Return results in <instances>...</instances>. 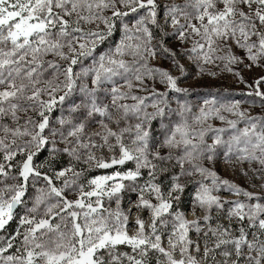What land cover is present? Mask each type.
Instances as JSON below:
<instances>
[{
  "label": "snow or ice",
  "instance_id": "obj_1",
  "mask_svg": "<svg viewBox=\"0 0 264 264\" xmlns=\"http://www.w3.org/2000/svg\"><path fill=\"white\" fill-rule=\"evenodd\" d=\"M0 264H264V0H0Z\"/></svg>",
  "mask_w": 264,
  "mask_h": 264
}]
</instances>
